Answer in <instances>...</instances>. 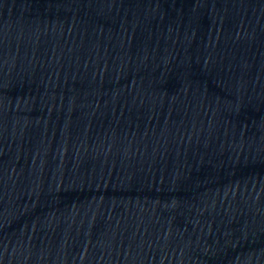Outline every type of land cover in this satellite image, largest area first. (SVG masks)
Listing matches in <instances>:
<instances>
[{
    "label": "water",
    "instance_id": "1",
    "mask_svg": "<svg viewBox=\"0 0 264 264\" xmlns=\"http://www.w3.org/2000/svg\"><path fill=\"white\" fill-rule=\"evenodd\" d=\"M0 264H264V0H0Z\"/></svg>",
    "mask_w": 264,
    "mask_h": 264
}]
</instances>
